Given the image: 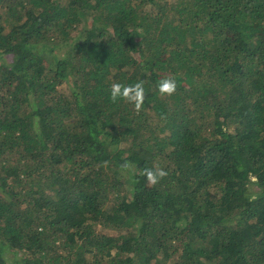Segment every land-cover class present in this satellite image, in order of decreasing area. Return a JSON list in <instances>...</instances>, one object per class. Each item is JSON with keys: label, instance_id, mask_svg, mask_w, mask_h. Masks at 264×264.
<instances>
[{"label": "trees", "instance_id": "trees-1", "mask_svg": "<svg viewBox=\"0 0 264 264\" xmlns=\"http://www.w3.org/2000/svg\"><path fill=\"white\" fill-rule=\"evenodd\" d=\"M0 264H264V0H0Z\"/></svg>", "mask_w": 264, "mask_h": 264}, {"label": "clouds", "instance_id": "clouds-1", "mask_svg": "<svg viewBox=\"0 0 264 264\" xmlns=\"http://www.w3.org/2000/svg\"><path fill=\"white\" fill-rule=\"evenodd\" d=\"M176 87L177 84L174 78L165 77L158 83L157 91L162 96H171L176 91ZM144 97L145 89L143 81H138L132 84L113 82L110 86V101L112 103L126 101L133 106L137 113H139L143 106ZM121 168L133 175L135 174L133 166L129 163L122 164ZM141 174L145 177L148 184L154 186L159 183L160 180L164 179L168 175V172L158 164H155L152 167L145 168Z\"/></svg>", "mask_w": 264, "mask_h": 264}]
</instances>
